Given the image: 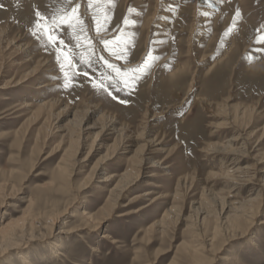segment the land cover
<instances>
[{
  "label": "rangeland",
  "instance_id": "rangeland-1",
  "mask_svg": "<svg viewBox=\"0 0 264 264\" xmlns=\"http://www.w3.org/2000/svg\"><path fill=\"white\" fill-rule=\"evenodd\" d=\"M224 1L115 0L90 9L88 0H0V29H9L10 39L30 48L20 51L11 45L0 50V87L34 67L27 63L29 52L37 61L48 59L50 66L43 67L32 83L38 86L51 79L54 84L45 92L30 83L0 89V229L16 224L20 236V226L29 228L30 215L44 224L47 216L63 212L49 237L10 250L0 257V264H24L21 257L33 264H264V197L247 207L246 216L226 220L254 195L248 188H234L235 178L221 165L226 160L222 153L228 151L226 140L243 131V139L244 133L250 135L247 144L242 140L231 149L253 152L241 165L251 168L250 186L256 189L264 180V173L256 178L253 173L256 161L264 158V142L254 148L255 136L264 129V0ZM76 4L88 43L77 39L78 27L73 31L66 25L57 26L54 33L65 41L63 46L59 39L49 44L32 34L37 11L47 18L41 20L46 25L61 9L70 11ZM162 14L169 16L170 26L154 25ZM94 18L103 24L99 34ZM199 20L205 22L196 25ZM104 40L112 43L106 48ZM200 56L207 60L198 64ZM145 58L150 66L135 90L111 87H120L115 79L109 81L117 73L104 60L123 73L142 65ZM210 65L213 68L206 72ZM46 68L53 77L47 76ZM65 73L75 74L68 87ZM101 80L109 84L112 95L93 87ZM37 97L59 105L40 112ZM210 105L224 107L229 120L213 118ZM65 106L70 115L59 122L56 117ZM90 107L99 109L89 114L91 123H104L112 116L120 126L136 131L146 115H161L153 120L152 130L163 136L164 152L143 168L133 167L129 175L125 157L102 170L104 149L96 153L92 139L81 147L75 137L62 141L64 133L57 128L76 121L74 112L81 117ZM235 109L250 114L238 119L239 129L231 123ZM218 123L226 125L212 128ZM247 123L250 128H244ZM158 160L169 168L149 169ZM59 166L65 168L62 177ZM110 176L116 177L105 182ZM61 229L70 233L58 235ZM106 233L114 240H102ZM52 243L59 254L50 248Z\"/></svg>",
  "mask_w": 264,
  "mask_h": 264
},
{
  "label": "bare ground",
  "instance_id": "bare-ground-1",
  "mask_svg": "<svg viewBox=\"0 0 264 264\" xmlns=\"http://www.w3.org/2000/svg\"><path fill=\"white\" fill-rule=\"evenodd\" d=\"M216 1H222V0H216ZM211 6H217V5L214 4ZM160 16L163 17L164 19L163 18H162V20L156 19L157 22L154 25L160 26L161 28L166 27V26H170V23L168 22L169 16H167L165 14H162ZM200 22L202 23L205 21L199 20L198 22H196V25ZM195 28H196V30H202V29H199L198 27H195ZM8 34H9V29H7V28L0 29V50H6L11 45L15 48V50L17 49V50L21 51L22 49H24V50L30 49L29 45H24V44L23 45H20V44L17 45V43H19V41H17L16 38L10 39L8 37ZM196 40H198V39H196ZM34 60H35V62H34ZM47 60L45 58L44 60L39 59L37 61L35 55H32V53L29 52L27 63H32L34 65V67L30 68V66L27 67L25 64V66L28 68L26 70H29V71L28 72L25 71L26 73H23L24 75L20 79L14 80L13 82H9L10 81L9 80L8 82H6L4 84V86L0 87V89L3 90V89H6L7 87L10 88V86H12V88H15V87L17 88V86H20L21 84H24V83L29 84L30 83L31 85L34 86L33 87L34 90H39L41 92L42 91L45 92L46 88H50V87L54 86L51 79H46V81H44V83L42 85H38V86L37 85L35 86V84L32 82H34L38 79L39 75L42 72L43 67H47V68L50 67L47 64L48 63ZM206 60L207 59L200 56V59L198 60V64L203 63ZM23 66H24V64H23ZM125 67H127V66H125ZM47 68H46V70H48ZM212 68H213V65H210L206 72H208ZM48 72H49V74H47V76L53 77V73H51L50 68H49ZM193 82H194V80H193ZM40 96H42V95H40ZM37 98H38L37 100H39V102L37 104L38 105L37 108L40 112H41V110H43V112H44V110H50V109L53 110L54 107H57L59 105V102L56 100H53V99H51L50 101H47V102L46 101L42 102L43 99L40 100L41 97H37ZM2 100H8V99H6V97H3ZM27 107L29 108V105ZM67 107L68 106H65L62 109L61 113H59L58 115L56 114L57 115L56 118H57V120H59V122H61L65 118V116L67 117V115H70V112H69ZM209 108L211 110L212 117L215 118L216 120L217 119H223L224 121L229 120L226 117L227 112L224 109V107L214 108L213 106L210 105ZM98 110L99 109H97V108H91L90 107L86 112L83 113V115L81 117L78 116L76 112H74L73 116H74V118H77L76 121L70 122L66 126L62 125V126L57 127V128H59V129L62 128V132L64 133L60 137L62 139V141L64 139H68V140H70V142H72L73 141L72 137H75L74 141H76V143L80 145L79 147H81L82 145H84V143L86 141L88 142L92 139V142L94 144L93 149L95 150L96 153L99 152L100 150L104 149L105 152L101 156L100 163H99V165L103 166L102 170H106V166H108L110 162L115 161V160H120L119 158L125 157L126 161L129 163V170L126 171L125 174L129 175L128 173H130V172L133 173V171L135 170L133 167L138 165L140 168H143L144 166L149 164V162L153 159V157L164 152V149L162 147V145L164 143L162 140L163 136L159 135L156 131L152 130L153 129V126H152L153 120L155 121V119L161 117V115H155L152 118H150L146 115L145 122L143 123V126L140 128L139 131H136V130L130 129L127 126H120L119 123L117 122V119L115 117H112V116H109L107 118V121L104 123H101L97 120H95L93 123H91L88 119L89 114L90 113H92V114L98 113ZM247 111H248L247 109L242 110V111H239V109L234 110V112H236V113L234 115V118L233 117L231 118V120H232L231 123L233 124V127H235V128L241 127L242 123L238 122V119L242 120L241 118L250 117V114ZM51 116H54V114H51ZM239 123H240V125H239ZM232 124H230V125H232ZM249 124L250 123H247L246 125L244 124L245 125L244 128H247ZM224 125H226V124L225 123H218L217 125H213L212 128L220 130L221 128H224ZM68 126H70V127L72 126L74 129H76V132L73 131V129L72 130L69 129ZM248 128H250V126ZM262 130L263 131H261L260 135L258 134V136H255V139H256V137H258V139L255 140L256 145L254 148L259 147L264 142V129H262ZM242 132L243 131H241L240 133H242ZM240 133L238 136L233 135L232 137L228 138V140H226V142L228 143V145H227L228 151L222 153L223 155H225L226 160H225V163H222L221 165L223 167H225V165H226L224 171L226 172L225 174L227 176H231V177L235 178L236 182L232 179L231 180L228 179L229 181H234L232 183V186H234V188H236V189L248 188L247 192L250 193L251 195H254V196L250 197V198H246V199H244L243 202L239 203L240 206L233 209L234 214L231 216L230 215L226 216V220H228V221H230L231 219L235 220L237 218H242L243 216H246L247 207L257 200H262V197H264V195H261V192H262V194H264V180L260 185H257L256 189H255L254 188L255 185L250 186L251 184H253V183H251V180L253 177L250 176L251 172H249L251 170V168H249V167H242L241 168V165L243 163V159L248 158L249 156L252 155L253 152L250 151L251 149L246 148V149H244V152H237L236 149H231L232 145L237 146L242 140H244V143H245L247 141V138L250 137L249 134L244 133V136H246V139H243V136ZM219 134H220V132H219ZM108 142H111V144H107ZM139 142H141L140 145H138ZM245 144H247V143H245ZM208 147H212V145L210 144ZM216 153L218 154V152H216ZM229 156L232 158H229ZM162 167H163V163L161 162V160H158L156 162V165L149 167V169L151 168V169H156V170H159V169L165 170V169L169 168V167H165V166L163 168ZM256 167L257 168H255V170L253 172L254 178H256L255 176H257L258 173L259 174L264 173V170H263L264 169V158L256 161ZM58 171H59L58 176L62 177L64 175L65 168L59 166ZM230 172H232V175H229ZM152 173L153 174L151 177H155L156 176L155 174L157 172L154 171ZM114 177H116V176L108 177V180L105 182H110L112 180V178H114ZM129 184L130 185H127L128 187L123 188L122 191H125L127 188H129L134 183L131 182ZM257 189H260V191L257 192ZM149 194L150 193L147 192L144 194V196H149ZM56 214H60V213H56ZM62 214H63V212H62ZM62 214L55 215V217H53V218H51V215L47 216L44 219L45 221L43 220L44 224L39 222V218H37L35 215H30L31 219L29 222V228H27V226L24 224L22 226H20V228H19L20 229L19 231L21 232L20 236L17 234L18 230L15 231V229L17 227L16 224H9L8 223L5 226H3L0 229V257L3 256L5 253H8L12 249H19L20 246H21V248L29 246V243L31 242L32 239H38V238L41 239V238L49 237L51 235V230L53 229V227L56 226L59 223L60 218H62V216H63ZM28 215H29V212H28ZM37 215H39V214H37ZM73 215L75 216V214H73ZM42 216H43V214H42ZM122 216H124V215H122ZM88 218L90 219L91 216H88ZM100 223L101 222H99V224ZM94 229H96V228H94ZM36 230H38V232L33 233ZM42 230H44L46 232H44V234L39 233ZM47 231H49L50 234L47 233ZM68 233H70V232L61 229L58 232V235H66ZM101 238L104 241L114 240L113 237H111V235L108 233L104 234ZM214 238L215 237H213V239ZM19 239L21 240V242H13V241H16ZM56 247H57V245L52 243L50 248H52L53 252H56L57 254H59V252H57V250H56ZM194 252L195 251H192V253H191V255L193 257L196 256V254ZM21 258H23L24 264H33L30 261H28V259H25V257H21ZM225 260H228V259L226 258Z\"/></svg>",
  "mask_w": 264,
  "mask_h": 264
},
{
  "label": "snow or ice",
  "instance_id": "snow-or-ice-1",
  "mask_svg": "<svg viewBox=\"0 0 264 264\" xmlns=\"http://www.w3.org/2000/svg\"><path fill=\"white\" fill-rule=\"evenodd\" d=\"M69 3L72 2V0H68ZM115 0H88V7L91 9L94 5H100V4H113ZM80 5L76 4L74 7L71 8L70 11H67L65 9H61L60 13L56 16H53L50 21L46 25L41 24L42 19H47L45 17H42L41 14L37 11L36 12V21L34 22V30L32 31V34L34 36H38V38H46L47 43L49 44H55L56 41L59 39L60 45H65V41L62 38L57 37L55 33V29L59 25H66L67 28L75 31L77 27L79 28V35L77 36V39H82L85 43L89 42V38L87 36V30L85 27V22L82 17V15L79 13ZM97 12L101 11L99 8L96 9ZM236 15H240V10H236ZM95 19V18H94ZM108 22V16L107 13H104V22ZM125 24H128L129 21L125 19ZM134 23V21H133ZM95 30L99 34L103 29V24L99 19H95ZM230 31V29H229ZM258 42L260 40L258 39ZM104 46L107 48L112 41L104 40L103 41ZM116 47H119V44L116 45ZM59 51V50H58ZM67 53H65V57L67 58ZM57 59H60V56H57ZM100 59H104L101 57ZM151 59H155V57H152ZM89 66L91 65L90 59L87 61ZM104 63L113 71L117 73L116 77L109 78V81L112 79H115L117 81V84L120 85V87H117L116 84H112L111 87L115 88L116 91L122 90V88H128L130 91L135 90L136 84L139 79L142 78L143 75L147 73V69L150 66L149 65V59L145 58L143 61V64L134 68H129L125 72L121 73V70L118 68H115L114 65L110 64L107 60H104ZM69 68H71V64H69ZM61 70L63 71V64L61 65ZM131 73V75H129ZM86 76L88 73H84ZM75 78V74L73 73L72 77H69L67 73H65V83L64 87L70 86L71 81ZM93 87L97 90L106 91L108 95H112V92L109 91V84L104 83L103 80L99 82H94ZM115 98V97H113ZM121 103H125V101H121Z\"/></svg>",
  "mask_w": 264,
  "mask_h": 264
}]
</instances>
